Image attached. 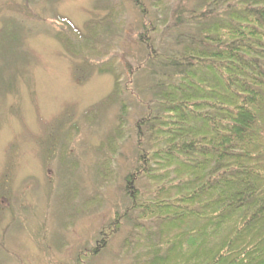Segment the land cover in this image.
<instances>
[{"label":"trees","instance_id":"1","mask_svg":"<svg viewBox=\"0 0 264 264\" xmlns=\"http://www.w3.org/2000/svg\"><path fill=\"white\" fill-rule=\"evenodd\" d=\"M134 5L142 57L134 69L127 66L128 82L114 62L93 59L103 57L105 39L119 42L106 22L113 13L91 20L85 33L65 18L54 21L68 55L113 79L112 92L87 113L96 118L113 105L120 111L95 149L102 183L115 181L107 171L125 136L135 138L125 204L74 263L88 264L126 227L117 258L128 264H264V0ZM137 74L149 78L151 99H138L141 115L130 126L125 98L135 97ZM100 203L96 196L87 209Z\"/></svg>","mask_w":264,"mask_h":264},{"label":"rangeland","instance_id":"2","mask_svg":"<svg viewBox=\"0 0 264 264\" xmlns=\"http://www.w3.org/2000/svg\"><path fill=\"white\" fill-rule=\"evenodd\" d=\"M166 2L190 8L194 0ZM56 17L83 33L91 20L108 17L119 42L105 39L103 57L93 59L114 62L123 81L131 77L127 66L134 69L142 57L134 0H0V264H75L123 208L124 177L135 161L131 132L107 171L115 172V181L96 177L95 149L116 127L120 111L113 105L96 118L87 113L112 92L113 79L68 55L55 38ZM150 83L144 74L134 77L135 97L125 98L130 126L141 115L138 99H151ZM96 196L99 207L87 209ZM126 232L121 228L88 264H128L117 258Z\"/></svg>","mask_w":264,"mask_h":264}]
</instances>
